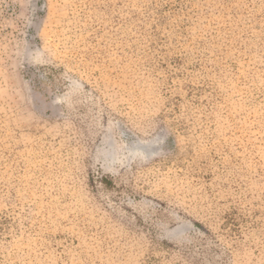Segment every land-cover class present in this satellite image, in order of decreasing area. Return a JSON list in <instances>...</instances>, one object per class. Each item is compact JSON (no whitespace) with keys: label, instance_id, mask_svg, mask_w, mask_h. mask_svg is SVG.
Returning a JSON list of instances; mask_svg holds the SVG:
<instances>
[{"label":"rangeland","instance_id":"rangeland-1","mask_svg":"<svg viewBox=\"0 0 264 264\" xmlns=\"http://www.w3.org/2000/svg\"><path fill=\"white\" fill-rule=\"evenodd\" d=\"M0 264H264V0H0Z\"/></svg>","mask_w":264,"mask_h":264}]
</instances>
